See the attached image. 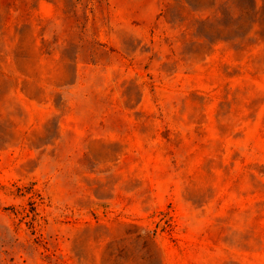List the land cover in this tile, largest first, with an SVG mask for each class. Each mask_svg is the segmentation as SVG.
<instances>
[{
  "label": "rangeland",
  "instance_id": "1",
  "mask_svg": "<svg viewBox=\"0 0 264 264\" xmlns=\"http://www.w3.org/2000/svg\"><path fill=\"white\" fill-rule=\"evenodd\" d=\"M0 264H264V0H0Z\"/></svg>",
  "mask_w": 264,
  "mask_h": 264
}]
</instances>
